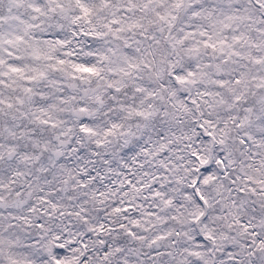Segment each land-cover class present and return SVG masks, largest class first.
<instances>
[{
    "label": "snow or ice",
    "instance_id": "obj_1",
    "mask_svg": "<svg viewBox=\"0 0 264 264\" xmlns=\"http://www.w3.org/2000/svg\"><path fill=\"white\" fill-rule=\"evenodd\" d=\"M0 264H264V0H0Z\"/></svg>",
    "mask_w": 264,
    "mask_h": 264
}]
</instances>
